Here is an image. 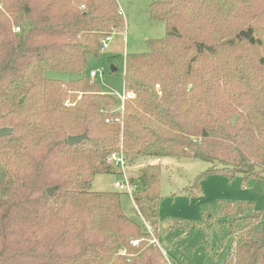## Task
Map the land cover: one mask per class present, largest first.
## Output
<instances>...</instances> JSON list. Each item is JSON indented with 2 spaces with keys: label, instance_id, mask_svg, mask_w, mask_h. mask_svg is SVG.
<instances>
[{
  "label": "trees",
  "instance_id": "16d2710c",
  "mask_svg": "<svg viewBox=\"0 0 264 264\" xmlns=\"http://www.w3.org/2000/svg\"><path fill=\"white\" fill-rule=\"evenodd\" d=\"M148 14L166 35L126 56L121 111L86 75L125 27L118 0H0V128L13 129L0 137V264H173L141 220L158 233L162 161L208 162L196 188L215 172L264 179V0H153ZM121 151L139 166L138 221L125 192L92 190ZM214 219L175 224L204 228V244ZM219 221L231 236L223 264H264V209L225 202Z\"/></svg>",
  "mask_w": 264,
  "mask_h": 264
},
{
  "label": "rangeland",
  "instance_id": "374dc122",
  "mask_svg": "<svg viewBox=\"0 0 264 264\" xmlns=\"http://www.w3.org/2000/svg\"><path fill=\"white\" fill-rule=\"evenodd\" d=\"M153 0H118L124 13L125 27L113 34L107 48L98 55L88 58L86 75L98 71L93 79L104 92L113 94L119 100L125 94L124 75L126 56L149 51L148 40L160 39L166 35V25L162 21L152 20L148 6ZM113 68H115L113 70ZM46 77L64 81L80 77L77 72L47 71ZM161 181L160 218L158 233L154 231L160 246L173 264H223L230 253L231 236L228 224L219 221L220 205L225 202L249 203L258 209H264V179L251 178L248 182L241 174L228 179L223 173L215 172L200 178L198 188L194 187L197 176L207 171L210 164L202 159L183 158L166 159ZM132 178L139 175V166L129 168ZM121 175L114 170L95 177L94 191H117L115 182ZM124 212L139 220L134 200L123 193ZM212 215L215 223L210 225L206 237L201 226L193 229L182 227L175 222L201 224L202 214ZM203 225L205 223L202 222Z\"/></svg>",
  "mask_w": 264,
  "mask_h": 264
},
{
  "label": "built area",
  "instance_id": "2783aa9c",
  "mask_svg": "<svg viewBox=\"0 0 264 264\" xmlns=\"http://www.w3.org/2000/svg\"><path fill=\"white\" fill-rule=\"evenodd\" d=\"M122 11V10H121ZM123 13V12H122ZM124 14V13H123ZM16 31H20V27L16 28ZM112 36L106 37L102 40V48H107L109 46V41L111 40ZM98 71H91L90 77L94 78L97 76ZM131 93L125 92V94L121 97V104H120V110H124V103L125 100L129 97H131ZM109 121V119L107 120ZM108 162L111 164L112 167L115 168V170L121 175V179H118L115 182V187L130 195V197L133 199L134 191H135V184L132 182V177L129 174V165L127 163L126 157L123 154V152H114L112 153L109 158ZM141 220L144 223L145 227L147 228L148 232L151 235V242L154 244H157L160 246L158 242V238L154 234V228L151 226L149 222H147L142 216ZM140 240H134L132 241L133 245H138ZM161 247V246H160ZM122 255H126V250L123 249L121 252Z\"/></svg>",
  "mask_w": 264,
  "mask_h": 264
},
{
  "label": "water",
  "instance_id": "95a60500",
  "mask_svg": "<svg viewBox=\"0 0 264 264\" xmlns=\"http://www.w3.org/2000/svg\"><path fill=\"white\" fill-rule=\"evenodd\" d=\"M114 69L115 68H113V70ZM12 131H13V129L10 128V127H2V128H0V137L7 136V135L11 134ZM87 137H88L87 133L80 134V135H71V136L68 137V142H69L70 145H74V144L82 142ZM54 191H55V187H51V188L48 189V193L50 195H52L54 193Z\"/></svg>",
  "mask_w": 264,
  "mask_h": 264
}]
</instances>
